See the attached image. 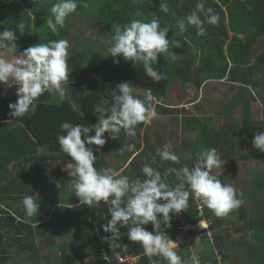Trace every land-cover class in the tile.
<instances>
[{
	"label": "trees",
	"instance_id": "1",
	"mask_svg": "<svg viewBox=\"0 0 264 264\" xmlns=\"http://www.w3.org/2000/svg\"><path fill=\"white\" fill-rule=\"evenodd\" d=\"M55 2L57 0H0V31L4 28L16 29L20 22L25 23V34L19 36L16 41L20 51L49 39H66L71 45L68 63L72 69L66 86V96L61 99L58 94L45 93L38 99L37 107L31 116L13 120L8 115V104L16 101L15 92L8 96L0 94V239H2L0 240V264H54L56 260L53 262L54 259L51 258L54 255L57 256V264H83L84 257H89L88 264H106V258L115 261L119 255H129L135 259L132 262L123 261L118 264H151L143 248L138 243L129 241L126 235L119 242L127 245V251L119 255L102 240V237L110 236V233L103 232L101 228V225L106 224L111 218L107 212L109 207L107 204L101 202L93 208L79 205L71 188L72 177L64 174L58 166L53 165L54 163L45 161L42 164L36 163L27 167L20 162L28 157L35 158L42 151L71 160L60 150L56 141L61 122L95 124L98 116L94 113L93 106L105 97L110 98L111 90L121 82L128 81L133 84V87L144 86L151 89L159 116L175 115L174 111L177 108L170 107L166 101L170 87L176 82L184 84L188 82L187 85L193 83L198 88L204 81L220 79L226 74L229 75L228 80L231 82L237 79V71L228 69L229 62L232 65H243L255 58L254 66H263L264 52L254 56L253 48L258 38L264 35V0L220 1L228 8V12H232L231 17L237 13L242 14L230 21L229 29L235 34L231 36L228 43V28L223 23L225 10L216 0H206L205 7L215 9L220 16V22L216 26L205 24L206 35L204 36L197 35L195 27H188L187 31L181 33L177 26V19L190 13L198 0H167L168 13L159 10L160 0H78L77 11L66 18L65 25L58 30V34H53L47 28L45 20L52 15L51 7ZM86 11L87 14H97L99 22L109 36L113 34L111 28L114 23L123 25L133 19L148 21L154 15L159 17L161 27L170 26L168 38L180 41L182 50L174 52L179 55L174 66H171L170 62L163 57H159L158 64L154 65V68L166 74L167 79L159 83L153 82L144 74L142 64H132L121 57H110L108 47H102L98 57H92L87 51L89 43L86 45L83 37L72 35V26L76 24V19L84 16ZM33 15L36 17L34 26ZM201 18L203 19V16ZM237 33L242 36L239 37ZM185 38H188L189 43ZM73 43L78 45V51H73ZM2 52L3 50H0V54ZM114 59L119 60V63L114 64ZM218 61L220 63H217ZM251 82L254 84V89L259 91L257 93L259 101L264 104V94L260 92L259 81L251 80ZM242 90L247 91L249 96L242 102L240 118L228 119L234 111L235 100L225 95L223 102L215 111L220 118L226 119L222 124H213L212 113H205L204 110L207 109L204 107H197L200 111L198 114L185 111L182 117H178H181L184 123L181 130L195 132L191 141L183 136L180 138V145L171 150L180 157L179 164L162 161L159 156H156L157 150H163L161 145L167 136L164 132L155 134V142L151 143L147 133L140 138V129L143 125H139L135 139L121 132L117 140L108 139L98 152L95 151L97 146L92 145L94 154L97 156L94 166L111 167L114 171L128 175L130 179H136L143 178L141 169L145 163L151 164L162 173L168 167H192L196 154L204 148H216L227 165L232 161L233 154L246 157L247 154L243 152L245 150L243 144L249 140L246 135L253 136L259 122L251 117L250 111V102L256 100L255 95L251 94L245 85H240L235 95H239ZM203 101L208 102L209 96L205 95ZM263 104L262 108H264ZM89 135H94V132H90ZM105 136H107L106 133ZM125 138H128L126 145L130 143L132 148L129 154L123 143ZM117 151L122 152V159L119 165L113 168L107 163L106 155L114 152L119 156ZM254 156L263 159L264 153L257 150ZM153 157H155V163H152ZM10 163L11 168L19 167L16 174L10 172L8 168ZM126 164L127 168L124 167ZM254 169H249V176L245 177L246 180H250L251 185L254 184H252ZM226 175L222 173L218 178L222 183L230 184L232 180L238 178L239 173L234 176L233 172L227 171ZM56 185H60L64 192L56 193L54 191ZM249 190L246 189V191ZM26 194L33 197H36V194L39 196V215L36 218L27 216L23 207L20 209L16 206L15 202ZM53 203L59 204V208L63 210V218L67 219L65 225L60 227L58 225L56 228H52L53 215L46 219L45 213V209ZM260 213L258 225H253L251 222L249 225V235L256 242H243H246L244 245L248 255L246 262L239 260L243 257L234 256L232 249L234 245L224 242L221 236H216L213 232L211 237L205 233L202 234L199 243L192 241L194 250L199 254L200 264H264V201L261 202ZM211 216V229L215 227L214 224L223 222L221 217H216L198 200L190 197L188 211L172 216V226L165 231L170 239H177L184 232L193 236L196 234V229L184 231L181 227L185 224L195 225L205 217ZM241 216L246 217V213L240 208L239 217ZM145 227L148 231H152L151 224ZM120 231L126 233L127 228H122ZM68 233H71L72 238L59 247V251L56 250L58 237ZM44 248L48 250V256L41 254ZM116 251L120 252V249ZM177 253L191 264L190 246L179 248ZM161 264H167V262L161 261Z\"/></svg>",
	"mask_w": 264,
	"mask_h": 264
},
{
	"label": "clouds",
	"instance_id": "2",
	"mask_svg": "<svg viewBox=\"0 0 264 264\" xmlns=\"http://www.w3.org/2000/svg\"><path fill=\"white\" fill-rule=\"evenodd\" d=\"M205 4L206 0H198L190 13L177 19L181 33L187 31L188 27H195L197 35L204 36L205 24H219V14L212 7L206 8ZM77 8L78 0H57L52 4V15L45 20L51 33L58 34L66 18L75 13ZM159 10L169 12L167 0H160ZM35 19L33 15V26ZM25 27V23L20 22L16 29L4 28L0 31V50L4 53L0 54V86L9 89L16 87L17 99L8 104V115L13 120L31 116L38 99L45 93H55L63 99L72 72L68 63L71 45L66 39H49L20 51L16 41L25 34ZM111 31L113 34L107 42L110 57H121L132 64H142L144 74L155 83L167 79L166 74L154 68V65L158 64L159 57L174 62L179 56L171 51L182 45L180 41L168 38L170 26L161 27L159 17L154 15L148 21L133 19L123 25L114 23ZM5 55L11 59H6ZM113 63H119V60L114 59ZM135 93L131 82L117 84L111 90L110 98L105 97L93 106L98 116L95 124L63 121L56 141L60 150L74 161L67 168L71 169L68 175L72 177L71 188L79 205L93 208L104 202L109 206L107 212L111 218L101 228L110 236L102 237V240L107 242L113 252L119 255L127 251V245L119 242L126 235L129 241L143 248L151 264H161V261L188 264L177 253V243L165 231L172 226V216L188 211L190 197L198 200L216 217L227 216L240 207L242 200L238 198V190L232 184H224L218 178L222 175L225 161L216 148L202 149L196 154L192 167H168L162 173L145 163L141 169L143 178L130 179L111 167H95L97 156L92 145L97 146L95 151L98 152L108 139L117 140L121 132L135 139L139 125H147L158 118L152 90L146 89L143 99ZM90 132H94V135H89ZM251 144L264 153V131H256ZM156 156L172 164L180 163V157L167 147L157 150ZM152 163H155V157ZM214 169L220 171L213 174ZM21 203L27 216L39 215L37 194L36 197L24 195ZM148 224L152 225L151 232L145 227ZM122 228H127V232H121ZM153 257L160 259L153 260ZM190 261L191 264H200L199 254L195 250Z\"/></svg>",
	"mask_w": 264,
	"mask_h": 264
},
{
	"label": "rangeland",
	"instance_id": "3",
	"mask_svg": "<svg viewBox=\"0 0 264 264\" xmlns=\"http://www.w3.org/2000/svg\"><path fill=\"white\" fill-rule=\"evenodd\" d=\"M84 13H85V15L81 17L82 19L81 18L76 19V24L72 26V35L75 37H83L84 44L88 45V43H89V46H87V51L89 52V54L92 57L96 58V57H98L99 50L102 47H109V44L107 42L110 40L111 36H109L108 34H106L102 37L97 36L98 33L91 27V26L96 27L98 25L97 21H99V19H98L97 14H94V13L93 14H87V11ZM74 20H73V23H74ZM99 25H101L100 22H99ZM80 26H81V28H80ZM79 31H81V32L79 33ZM92 40H95V41H92ZM262 41L263 40L260 41V44H262ZM72 45H73L72 46L73 51L79 50V47H78V45H76V43H73ZM180 50H182V48L171 49V51H173V52L180 51ZM256 52H257V50H256ZM1 54H4V53L2 52ZM5 58L11 59V57L7 56V55H5ZM175 64H176V61L170 62L171 66H174ZM187 83L188 82H186L184 84V83H181L178 81L173 86L170 87V90L168 92L166 104L171 105L170 107H176L177 108L174 111V113L176 115L158 116V118L153 119L151 121V123H149L147 125H143V127L141 128L142 132L140 129V138H142L144 136V134L147 133L148 139L152 143V142H155V138H156L155 134H160V133L164 132L167 136L165 137L164 142L161 145V148L164 149L165 147H167L168 150H170V151L172 149H174L176 146L180 145V138L181 137H183V136L187 137L186 139H188L189 141H191L193 139V137L195 136V132H192V131L189 132V131L181 130L182 129L181 126L184 123L181 120L182 116L180 118H178L179 115H177V112H179L178 109H180L179 108L180 107L179 106L180 98H182L183 95L188 94L190 97H192V99H194L198 96V88L194 87L195 89H191V91L188 92L187 91V89H188ZM212 87H214V85H212ZM134 88L136 89L135 94L138 95L141 99L144 98L145 90L149 89V88L144 87V86H139V87L135 86ZM202 88L203 89L205 88V90L207 89L206 91H208L207 93H209V95H210L209 96L210 100L208 102H205V101H203V98H202L200 103L195 104L193 106H190L188 110H191L192 113H194V114H198L200 111L197 110V106L201 105L207 109V110H204L205 113H208V114L212 113V115L214 117V122H215V123L213 122V124H215V125L222 124L224 122V120H226V119L222 116H221L222 118H220L219 115H217L215 113V111L218 108V106L223 102L224 93L229 91L231 89V87L228 85V86H224L222 88V92L221 91H215L217 93V96L213 95L214 94L213 88H209V87L206 88L205 86ZM208 89H210V90H208ZM15 91H16L15 86L10 88V89L6 88L5 86H0V94H2V95H4V94L10 95L11 93H13ZM212 96H214L215 98L212 99ZM153 103H155V100H153ZM250 106L254 107L252 109V112H253V115L255 118L256 115L259 113V107H257V105L254 104L253 102L251 103ZM238 116H239V114H236V117H233V115L230 114L228 119H236ZM106 135H107V133H106ZM220 140H221V138H220ZM127 141H128V138H125L123 140V143L125 145V148H127V154H129V152L132 151V148H131V145L129 142H128L129 145H126ZM117 153H119V156L116 155L114 152H110L106 155L107 163L110 164L113 168H116L117 164L119 165L120 159H122L121 158L122 152L117 151ZM127 154H125V155H127ZM45 161H49L50 163H54L53 165L58 166V168H60V170L66 175L68 174V171H71L70 168H67V165L69 163L74 162V161L72 162V160L64 159V157H58L57 155L52 154L50 152L42 151V152H40V154L37 157H35V158L33 157L31 159H28L24 163L28 164L29 166H32L33 164H36V163L42 164ZM256 162L257 161L255 159L248 161V163L246 161V164H243L240 167L239 166H232V165L229 167H227V166L225 167L223 165L222 173H224L226 175L227 171H231V172H233V175L235 176L238 173L240 174V172H243L244 168H246L248 166H257L258 163H256ZM217 171H220V170H216V169L213 170V172H217ZM248 173H250V171H248ZM252 173H254L255 175L263 174L264 173V161L262 162V165L260 166V168L254 169L252 171ZM260 178H262V177H260ZM54 191H56V193L64 192L63 188L60 185H56L54 188ZM245 191H246V189H244L243 192H245ZM51 209H52L51 216L53 215L52 228H56V227H58V225H59V227L62 225H65L67 223V219H63V216H62L63 210L61 208L55 206V205H53L51 207ZM45 213L47 214V210ZM59 216L62 217V222H60L59 220L56 219ZM54 217H56V218H54ZM236 217H237V214L230 216V218H232V219H235ZM33 218H36V217L34 216ZM204 224L205 225H198V223H197L195 225L189 226L190 228H188V229L193 228V229H196L198 231V232L196 231V234L193 236H190L188 233L184 232V233H181L179 235V238L172 239L178 245V248L176 249V251L183 246H188V247L190 246V248L193 251L194 248H193L192 241L195 243H199L200 237L203 234L202 232L200 233L202 227L203 226L208 227V225H206V223H204ZM236 227L237 226H234V228H236ZM208 228H210V227H208ZM209 232H211L210 229L205 231V233H209ZM242 233H243V231H242ZM243 236H245L244 233H243ZM71 238H72L71 233L64 234L61 237H58L56 250H58L59 247H62ZM232 249H233V254L235 257H240V258L243 257V259H239L241 262L247 261L248 255H246L244 244L237 245V246L234 245V247ZM41 254L48 256L49 252L47 249L44 248V249H42ZM51 255L53 256L54 253ZM190 257H191V254H190ZM51 258L54 259L53 262L56 260L54 262V264H57V256L54 255ZM88 258L89 257L82 258L83 264H88L87 263ZM132 258L135 259V257H132ZM218 259H219V256H218ZM40 264H46V263H40ZM51 264H53V263H51Z\"/></svg>",
	"mask_w": 264,
	"mask_h": 264
},
{
	"label": "crops",
	"instance_id": "4",
	"mask_svg": "<svg viewBox=\"0 0 264 264\" xmlns=\"http://www.w3.org/2000/svg\"><path fill=\"white\" fill-rule=\"evenodd\" d=\"M216 1L225 10V19H224L223 23L228 28V31H227L228 37H229L227 40V43H228L231 36L235 34L234 31L229 29L230 21L232 19H234L235 17L241 16L242 14L237 13L235 16L231 17L230 13H232V12H228V8L226 6H224L223 3L221 4L220 1H222V0H216ZM239 1L245 2V0H239ZM97 24L98 25L96 27L91 26L98 33L97 36L102 37V36L106 35V29H104L103 26L99 25V21H97ZM236 35H238L239 37L242 36V34H240V33H237ZM185 40H186V42H188V38H185ZM261 40H263L262 44H260ZM256 50H257V52H256ZM260 52H264V35H262L258 38V40H257V42L253 48L254 56H256ZM255 61H256L255 58H253L251 60V62H249L247 64H243V65H232L231 62H229L228 69H230V70L235 69L237 71V75H236L237 79L230 82L228 80L229 75L226 74L225 77L220 78V79H209V80L204 81V83H201V85L198 86V96L196 98L192 99V97H190L188 94L183 95L182 98H180V104H179L180 109H178L179 112H177V115L182 116L185 111L192 112L191 110H188L190 106H193L195 104L200 103V101L202 100V98L205 95L210 96L209 93H207L208 91H206L207 89L205 90V88L203 89L202 87L205 86L206 88L207 87L213 88V91H214L213 95L217 96V93L215 91H221L222 92V88L224 86L229 85L231 87V89L229 91L225 92L224 95H225V97H233V99L235 100V104H234L235 107H234V111L231 112V115H233V117H236V114H239V116L237 118H240L242 102H244L247 99L249 94L247 91H243V90H242L243 91L242 95H241L242 91L240 92L239 95H235V93L237 92L238 87L240 85H245L248 88L249 92H251V94L255 95V98H256L255 101L251 100L250 105L253 102L254 104L257 105V107H259V113L254 118V115L252 112V109L254 107L250 106L251 117L259 122L257 131H258V129L259 130L263 129V131H264V108H262L263 103L261 101H259L260 98L257 96L258 95L257 93L259 91L257 89H254V87H253L254 84L251 82V80L252 81L258 80L260 92L264 94V65L261 67H255L254 66ZM217 63H220V61H218ZM240 76H243V77H240ZM245 78H247V80H245ZM212 85H214V87H212ZM194 87L195 86L193 85V83H189L187 91L190 92L191 89H195ZM208 90H210V89H208ZM6 96H8V94H6ZM169 106H171V105H169ZM197 107L202 108L203 106L200 105ZM174 108H176V107H174ZM251 136L246 135V137L249 138V140H247L246 144H243L244 145L243 147L245 149L243 152H245L247 154V156L243 157L240 154H233L232 155V161H230V163H228L229 165L224 164L225 167L226 166L229 167L231 165L240 167L241 165L246 164V161L248 163V161L253 160V159H255L257 161L256 163H258L257 166H248V167L244 168L243 172H240V174L238 175V178L236 180H232L230 182V184H232L238 190V198L242 200V204L240 205L239 208L232 210L227 216L221 217V221H223V222H221V224L220 223L214 224L215 227L212 229L208 228V227H210L209 225H212L211 224L212 223V216L209 218L205 217L204 219H202V221L204 223H206V225H208V227L203 226L200 233L202 232L204 234L206 230L210 229L211 232L205 233V234H207L209 237H211L212 233L214 232V234H216V236H221L223 238L224 242L229 243L232 246L245 244L246 242H248V243H255L256 242L249 235V225H250V222L253 225H258L257 220H258V218H261L260 217V215H261V213H260L261 202L264 201V173L258 174V175H255L253 173V175H254L253 176L254 182L252 181V184L254 183L253 185L250 184L249 179H247V180L245 179V177L249 176L248 175L249 169H251V168L259 169L260 166L262 165V162L264 161V158L259 159V158L254 156V154L257 152V149L252 147L251 140H252L253 136L252 137ZM28 159H31V158L28 157L26 159H22L20 163L22 165H26L27 167H29L28 164L24 163ZM8 168H9L10 172H12V174H16L19 167L11 168V163H10V164H8ZM260 177H262V178H260ZM244 189H250V190L243 192ZM21 201H22V199H19L18 201L15 202L16 206H19L20 209L23 207ZM53 205L59 207L58 203H53L48 207V209H45V211L47 210V218L46 219L50 218V216L52 214L51 207ZM240 208L243 209V212L246 213V217L245 216L239 217ZM234 214H237V217L235 219L230 218V216H232ZM54 218H56V217H54ZM56 219L59 220L60 222H62V217L59 216ZM246 219H247V221H246ZM250 220H252V221H250ZM198 223H200V222H198ZM186 225H190V224H186ZM234 226H237V227L234 228ZM243 227H245V229L242 230ZM188 228H190V227H188ZM187 229H185L184 231H186ZM223 229H225V230H223ZM242 231H243L245 236H243ZM0 240H2V239H0ZM244 241H246V242L243 243Z\"/></svg>",
	"mask_w": 264,
	"mask_h": 264
},
{
	"label": "built area",
	"instance_id": "5",
	"mask_svg": "<svg viewBox=\"0 0 264 264\" xmlns=\"http://www.w3.org/2000/svg\"><path fill=\"white\" fill-rule=\"evenodd\" d=\"M190 225H183L181 228L183 230L187 229ZM134 259L132 258V256H128V255H119V257L117 258V260H111L109 258H106V264H118L120 262L126 261V262H132Z\"/></svg>",
	"mask_w": 264,
	"mask_h": 264
},
{
	"label": "bare ground",
	"instance_id": "6",
	"mask_svg": "<svg viewBox=\"0 0 264 264\" xmlns=\"http://www.w3.org/2000/svg\"><path fill=\"white\" fill-rule=\"evenodd\" d=\"M198 225H204V222H203V221H201L200 223H198Z\"/></svg>",
	"mask_w": 264,
	"mask_h": 264
}]
</instances>
